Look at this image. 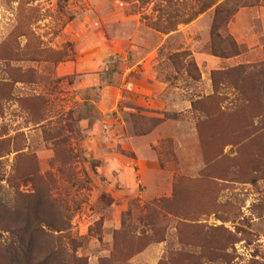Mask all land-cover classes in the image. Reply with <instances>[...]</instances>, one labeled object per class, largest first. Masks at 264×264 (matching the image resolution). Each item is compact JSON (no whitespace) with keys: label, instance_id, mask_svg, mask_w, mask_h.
<instances>
[{"label":"rangeland","instance_id":"rangeland-1","mask_svg":"<svg viewBox=\"0 0 264 264\" xmlns=\"http://www.w3.org/2000/svg\"><path fill=\"white\" fill-rule=\"evenodd\" d=\"M0 264H264V0H0Z\"/></svg>","mask_w":264,"mask_h":264}]
</instances>
